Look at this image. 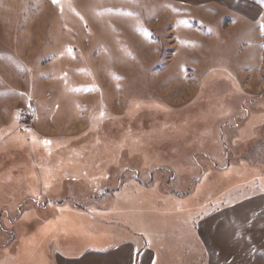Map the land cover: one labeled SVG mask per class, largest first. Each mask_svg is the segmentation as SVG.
Segmentation results:
<instances>
[{
	"label": "rangeland",
	"instance_id": "rangeland-1",
	"mask_svg": "<svg viewBox=\"0 0 264 264\" xmlns=\"http://www.w3.org/2000/svg\"><path fill=\"white\" fill-rule=\"evenodd\" d=\"M262 193L264 0H0L1 227L181 239Z\"/></svg>",
	"mask_w": 264,
	"mask_h": 264
},
{
	"label": "crops",
	"instance_id": "crops-1",
	"mask_svg": "<svg viewBox=\"0 0 264 264\" xmlns=\"http://www.w3.org/2000/svg\"><path fill=\"white\" fill-rule=\"evenodd\" d=\"M228 203L206 216L203 211L194 216L193 229L187 228L181 239L162 241L152 229L141 240V232L133 231L138 236L127 235L114 243L106 238L79 252L69 242V227L63 226L61 233L57 223L45 219L49 215L39 203L30 210V219L22 214L10 229L0 226V264H236V253L247 256L243 264H264V193ZM17 208L0 205V214ZM57 230L65 238L62 243L54 234Z\"/></svg>",
	"mask_w": 264,
	"mask_h": 264
},
{
	"label": "snow or ice",
	"instance_id": "snow-or-ice-1",
	"mask_svg": "<svg viewBox=\"0 0 264 264\" xmlns=\"http://www.w3.org/2000/svg\"><path fill=\"white\" fill-rule=\"evenodd\" d=\"M52 2H53L54 4H58V3L60 2V0H52Z\"/></svg>",
	"mask_w": 264,
	"mask_h": 264
}]
</instances>
